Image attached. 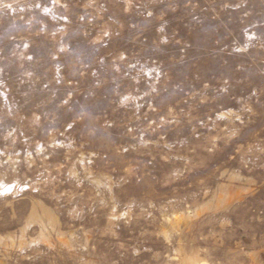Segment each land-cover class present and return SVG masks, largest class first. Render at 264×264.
<instances>
[{
  "label": "rangeland",
  "instance_id": "rangeland-1",
  "mask_svg": "<svg viewBox=\"0 0 264 264\" xmlns=\"http://www.w3.org/2000/svg\"><path fill=\"white\" fill-rule=\"evenodd\" d=\"M264 264V0H0V264Z\"/></svg>",
  "mask_w": 264,
  "mask_h": 264
},
{
  "label": "bare ground",
  "instance_id": "bare-ground-1",
  "mask_svg": "<svg viewBox=\"0 0 264 264\" xmlns=\"http://www.w3.org/2000/svg\"><path fill=\"white\" fill-rule=\"evenodd\" d=\"M199 264H207L206 262H200Z\"/></svg>",
  "mask_w": 264,
  "mask_h": 264
}]
</instances>
